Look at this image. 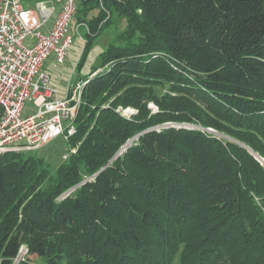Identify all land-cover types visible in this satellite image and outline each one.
I'll return each mask as SVG.
<instances>
[{
	"label": "trees",
	"instance_id": "obj_1",
	"mask_svg": "<svg viewBox=\"0 0 264 264\" xmlns=\"http://www.w3.org/2000/svg\"><path fill=\"white\" fill-rule=\"evenodd\" d=\"M103 2L131 37L89 75L76 151L55 175L0 156V264H264V0Z\"/></svg>",
	"mask_w": 264,
	"mask_h": 264
},
{
	"label": "built area",
	"instance_id": "obj_2",
	"mask_svg": "<svg viewBox=\"0 0 264 264\" xmlns=\"http://www.w3.org/2000/svg\"><path fill=\"white\" fill-rule=\"evenodd\" d=\"M77 8L78 0H36L34 5L0 0V156L34 153L60 135L68 141L76 133L91 77L73 81L77 64L60 92L44 66L50 59L64 65L75 37L83 40L80 28L87 25L76 19ZM27 261L22 245L11 264Z\"/></svg>",
	"mask_w": 264,
	"mask_h": 264
},
{
	"label": "rangeland",
	"instance_id": "obj_3",
	"mask_svg": "<svg viewBox=\"0 0 264 264\" xmlns=\"http://www.w3.org/2000/svg\"><path fill=\"white\" fill-rule=\"evenodd\" d=\"M26 5H34L36 0H23ZM104 0H92L89 1L86 5L85 11L82 13L86 17L84 22L87 27L82 26L80 29L81 37L76 36L75 40L68 50V56L66 58V63L61 65L59 68V74H62L60 81L69 80L73 66L77 65L79 69L73 74V81H76L80 78L89 77L91 72L101 66V53L104 52L111 43L119 44L118 40L120 36L123 38L131 37L128 35V28L130 26V19L125 14H122L118 9L106 6L103 2ZM106 18H102V17ZM101 26H105L95 37L92 36L96 31H99L98 28ZM138 34L136 33V36ZM135 36V34H134ZM88 40H91V45L87 49L86 53L85 46ZM101 70V68H99ZM98 70V71H99ZM96 71V72H98ZM95 72V73H96ZM94 73V74H95ZM156 91L161 94L169 90V86H157L155 87ZM113 98L109 99L107 103L111 102ZM149 108L152 112L157 111V106L153 103H150ZM118 110L130 117L133 114L137 113V110L132 107H118ZM163 124L155 126L151 129H161L163 127L168 126H183V127H196L190 123H169L170 125ZM209 130V129H208ZM210 132L222 136L221 134L216 133L214 130H209ZM137 139V136H135ZM80 145V142H75L72 145V149L67 140L64 139L62 135L54 138L50 142H48L41 149L34 152L36 156L40 157L44 161V166L48 169V173L55 175L57 169L66 162L67 158L70 157L71 150L75 149ZM65 156H68L67 158ZM264 162V159L262 160ZM47 180V179H46ZM46 185V183L44 184ZM26 248L27 245L23 244ZM182 254V249L178 252L175 260L171 264H179V259ZM32 264H49L48 260L45 256H37L35 257Z\"/></svg>",
	"mask_w": 264,
	"mask_h": 264
},
{
	"label": "crops",
	"instance_id": "obj_4",
	"mask_svg": "<svg viewBox=\"0 0 264 264\" xmlns=\"http://www.w3.org/2000/svg\"><path fill=\"white\" fill-rule=\"evenodd\" d=\"M61 67V65H58L55 63V61L53 59H50L47 64L44 66V69L50 73L51 77H52V83L54 85L57 86V88H59V91L60 92H64L65 90V86L68 82L65 81V80H61L62 77V74L60 73L59 74V68Z\"/></svg>",
	"mask_w": 264,
	"mask_h": 264
},
{
	"label": "water",
	"instance_id": "obj_5",
	"mask_svg": "<svg viewBox=\"0 0 264 264\" xmlns=\"http://www.w3.org/2000/svg\"><path fill=\"white\" fill-rule=\"evenodd\" d=\"M167 125H170L169 123ZM212 130V129H209ZM135 139V137H133L132 139H130L124 146L121 147V149L117 152L116 156L114 158H116L117 156H119L121 154L122 151H124L127 146H129L131 144V142ZM254 155L259 159V160H263L258 154L254 153ZM75 188V187H74ZM73 188V189H74Z\"/></svg>",
	"mask_w": 264,
	"mask_h": 264
}]
</instances>
